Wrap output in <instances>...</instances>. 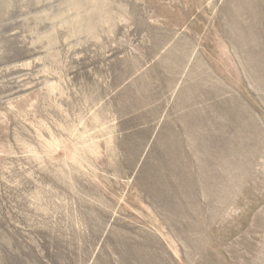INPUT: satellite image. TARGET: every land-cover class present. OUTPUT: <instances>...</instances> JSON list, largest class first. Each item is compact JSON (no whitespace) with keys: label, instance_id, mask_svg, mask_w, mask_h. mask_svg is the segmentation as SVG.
<instances>
[{"label":"rangeland","instance_id":"rangeland-1","mask_svg":"<svg viewBox=\"0 0 264 264\" xmlns=\"http://www.w3.org/2000/svg\"><path fill=\"white\" fill-rule=\"evenodd\" d=\"M0 264H264V0H0Z\"/></svg>","mask_w":264,"mask_h":264}]
</instances>
